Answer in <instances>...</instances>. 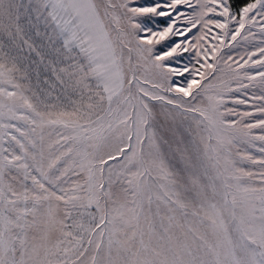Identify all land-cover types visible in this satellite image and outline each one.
<instances>
[{
	"label": "snow or ice",
	"instance_id": "obj_1",
	"mask_svg": "<svg viewBox=\"0 0 264 264\" xmlns=\"http://www.w3.org/2000/svg\"><path fill=\"white\" fill-rule=\"evenodd\" d=\"M257 24L264 0H0V264H264V156L231 159L264 142V47L222 53Z\"/></svg>",
	"mask_w": 264,
	"mask_h": 264
},
{
	"label": "rangeland",
	"instance_id": "obj_2",
	"mask_svg": "<svg viewBox=\"0 0 264 264\" xmlns=\"http://www.w3.org/2000/svg\"><path fill=\"white\" fill-rule=\"evenodd\" d=\"M143 2V0H141ZM250 2H253L250 1ZM259 20V17L257 18ZM196 30H193L195 32ZM244 35H246L248 38L243 39L241 37H237V42H233L235 44V47L226 46L222 49V53L224 54L225 58H227L228 55H233L234 58L239 59L241 55H243L246 51H254L257 47H264V44H261V41L264 40V33H261L260 31V24H257L255 27L251 29V35L248 34L247 31L244 32ZM247 58V57H245ZM235 67V65H233ZM257 70H264L259 69L258 66L256 68H249L248 72L250 74L255 73ZM243 75V72L241 73ZM244 83H249L247 80L244 81ZM235 83H233L232 87H235ZM245 92L248 95H254V96H264V84H261L259 80L253 81L249 87L245 90ZM26 95L31 96V93H26ZM232 96H238L241 95V93H231ZM255 104L264 103V101L255 100L253 101ZM227 107H235L238 111H251L249 107L246 105H233L230 102L226 105ZM226 119L232 120V119H239V117L232 116V115H226ZM7 121L4 119H0V123H6ZM245 122H251L250 119L245 118ZM21 124L23 122H20ZM261 130L260 129H253L252 135H260ZM6 139V137H3V129H0V140ZM6 146V145H5ZM260 147H264V142H261L259 140H250L249 138L244 137H237L234 142L233 146L231 147V159L235 162V166L237 168H243L246 171L257 170L256 166L252 165L250 161L245 159L247 155H251L255 158H260L264 156V153H261L259 151Z\"/></svg>",
	"mask_w": 264,
	"mask_h": 264
},
{
	"label": "trees",
	"instance_id": "obj_3",
	"mask_svg": "<svg viewBox=\"0 0 264 264\" xmlns=\"http://www.w3.org/2000/svg\"><path fill=\"white\" fill-rule=\"evenodd\" d=\"M250 1H252V0H241L242 3L243 2H250Z\"/></svg>",
	"mask_w": 264,
	"mask_h": 264
}]
</instances>
